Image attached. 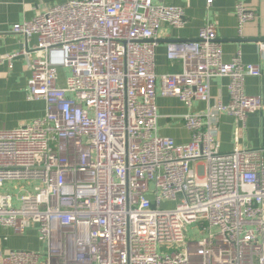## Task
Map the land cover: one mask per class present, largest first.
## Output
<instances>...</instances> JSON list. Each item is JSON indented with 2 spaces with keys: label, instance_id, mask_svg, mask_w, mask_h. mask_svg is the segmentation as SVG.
<instances>
[{
  "label": "built area",
  "instance_id": "1",
  "mask_svg": "<svg viewBox=\"0 0 264 264\" xmlns=\"http://www.w3.org/2000/svg\"><path fill=\"white\" fill-rule=\"evenodd\" d=\"M235 14L242 35L256 15L243 3ZM186 23L181 8L154 0H70L13 26L38 46L0 64L25 57L28 97L46 112L0 130V226L35 228L46 248L0 252V264H264V151L243 147L239 127L231 152L219 144L221 114L244 123L264 109L244 91L262 70L240 53L225 63L208 24L168 45L182 70L158 75L162 28ZM216 77L230 79L227 104H210ZM159 94L187 108L188 143L159 133ZM198 101L206 110L194 111ZM13 183H25L18 205Z\"/></svg>",
  "mask_w": 264,
  "mask_h": 264
},
{
  "label": "crops",
  "instance_id": "2",
  "mask_svg": "<svg viewBox=\"0 0 264 264\" xmlns=\"http://www.w3.org/2000/svg\"><path fill=\"white\" fill-rule=\"evenodd\" d=\"M70 0H0V60L9 55L24 51H33L38 46L37 37L25 39L12 32L14 25L32 20L38 13L48 7L67 3ZM159 5H170L181 8L186 17V25L182 29L164 26L160 32L159 45L156 51V73L158 75L178 73L182 70L180 62L167 59V47L170 43L195 40L201 28L214 24L222 43L223 61L230 63L240 53L244 64L261 67V77H247L244 83L246 95L264 99V55L258 43L264 42V0H215L208 9L206 0H154ZM243 3L256 15L255 20L246 24L239 33L235 7ZM32 76L24 56L15 57L11 63L3 60L0 64V130H13L34 120L42 119L46 112L43 100H31L28 97V81ZM230 79L216 77L211 80V105L218 100L229 103ZM159 133L169 137L178 145L190 141V133L184 127L182 116L188 110L177 98H157ZM207 104L194 103V111L206 110ZM219 144L223 153L234 149V132L241 128V144L243 147L262 149L264 151V109L249 114L245 122H237L228 114L219 116ZM264 156V153H263ZM25 183H13L6 186V191L14 195L18 205V195ZM46 246L39 241L35 228L24 235L16 234L12 229L0 226V252L23 250L43 252Z\"/></svg>",
  "mask_w": 264,
  "mask_h": 264
},
{
  "label": "rangeland",
  "instance_id": "3",
  "mask_svg": "<svg viewBox=\"0 0 264 264\" xmlns=\"http://www.w3.org/2000/svg\"><path fill=\"white\" fill-rule=\"evenodd\" d=\"M69 76V70H66V69H61L60 70V78H61V81H64V79ZM164 207L166 208H171V207H174V204L172 203H167L164 205ZM190 237H193V233H190L189 234Z\"/></svg>",
  "mask_w": 264,
  "mask_h": 264
}]
</instances>
